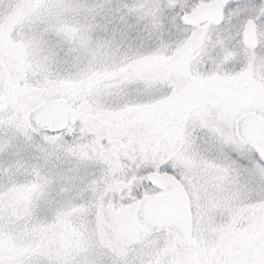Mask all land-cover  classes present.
<instances>
[{"label":"snow or ice","instance_id":"snow-or-ice-1","mask_svg":"<svg viewBox=\"0 0 264 264\" xmlns=\"http://www.w3.org/2000/svg\"><path fill=\"white\" fill-rule=\"evenodd\" d=\"M0 264H264V0H0Z\"/></svg>","mask_w":264,"mask_h":264}]
</instances>
